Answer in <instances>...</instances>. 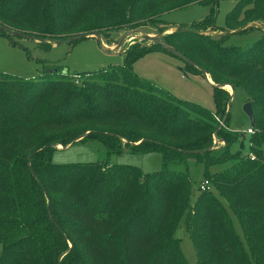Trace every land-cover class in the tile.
Listing matches in <instances>:
<instances>
[{"label":"trees","instance_id":"1","mask_svg":"<svg viewBox=\"0 0 264 264\" xmlns=\"http://www.w3.org/2000/svg\"><path fill=\"white\" fill-rule=\"evenodd\" d=\"M228 1L235 7L224 32L263 21L264 0ZM217 2L0 0V26L33 33L49 47L46 42L137 29L173 9ZM208 22L163 40L210 76L214 111L181 101L132 71L154 47L169 53L158 44L128 50L118 67L79 73L96 77L90 85L64 80L74 74L50 79L61 73L56 64L33 79L0 72V264H187L177 237L182 223L197 264H264V36L247 47L229 46L226 35L211 39L198 31ZM222 85L242 88L252 103L254 134L245 139L228 129L230 97ZM214 135L225 148L214 151ZM86 141L101 143L107 155L159 153L162 170L144 175L106 161L52 163L59 145ZM246 142L247 154L231 151ZM189 158L206 170L232 163L206 177L210 189L199 186L195 204L189 176L169 172Z\"/></svg>","mask_w":264,"mask_h":264},{"label":"rangeland","instance_id":"2","mask_svg":"<svg viewBox=\"0 0 264 264\" xmlns=\"http://www.w3.org/2000/svg\"><path fill=\"white\" fill-rule=\"evenodd\" d=\"M234 7V1L218 0L217 3H192L180 9H173L137 29L122 27L120 30L104 32L101 35L104 49L95 37L63 44L50 41L46 43L51 46L45 47L40 43L41 41L34 38L36 35L33 33L17 31L31 35L27 37L15 35L4 37L0 35V72L33 79L42 74L46 64L47 66H50L48 64H56L60 66V77L54 76L50 79L61 80V76L65 74H74L76 76H67L64 80L90 85L95 81V76L78 74L118 67L124 63L125 53L128 50L137 49L139 51L144 47H152L154 43L144 40L143 34L150 36L162 34L163 39H165L167 35L175 33L176 29H191L190 27L207 21H209L207 26H198L199 32L211 37V39L226 35L224 41L229 46H250L264 36V21L257 23L260 24L258 28L250 27L252 29L246 31L249 27H244L224 32L227 15ZM235 31L238 32L233 33ZM128 34L131 36L126 39L121 48H118L117 45ZM131 69L141 79L153 83L181 101L199 105L209 111L215 110L212 87L214 83L210 84L204 74L186 69V65L181 59L165 52L160 47H154L153 50L136 60ZM225 91L228 93V98L230 97L229 101L231 100L228 129L238 134H246L247 130L251 128L250 121L243 111L244 105L248 102V96L242 88L234 89L233 94L229 90L225 89ZM218 117L220 118V116ZM218 117L215 118L218 120L217 122L220 121ZM201 119L203 118L201 117ZM212 145L214 151L225 148V142L216 135L213 136ZM67 147L65 149L63 145H59L58 150L53 151L52 163L66 165L106 161L111 165L138 167L144 175L159 172L163 167L162 156L156 152L136 153L130 149H125L120 153L107 155L102 144L97 141H86ZM239 149L242 150L243 154H247L249 152L248 143L246 142L243 148L237 144L232 147L231 151L236 152ZM252 158L254 157L252 156ZM231 165V162L219 163L206 170L202 163H197L195 159L189 158L185 163L170 167L169 172L185 173L189 176L192 182L191 202L195 204L201 193L199 186L206 177L225 171ZM211 190L217 195L214 189ZM235 227L241 234L238 224H235ZM177 237L180 240V248L187 264H197L194 244L183 223L178 229Z\"/></svg>","mask_w":264,"mask_h":264},{"label":"water","instance_id":"3","mask_svg":"<svg viewBox=\"0 0 264 264\" xmlns=\"http://www.w3.org/2000/svg\"><path fill=\"white\" fill-rule=\"evenodd\" d=\"M263 21H264V16H263ZM247 27H254V28H258L260 27V24H250L248 25ZM246 27V28H247ZM0 30L2 31H6L8 33H12L13 35L15 36H21V37H27L29 35L27 34H23V33H20V32H14V31H11L10 29L6 28V27H3V26H0ZM178 30H182V31H187V32H190L191 30L189 29H176V31ZM134 32H140V31H134ZM238 31H235L233 33H237ZM143 34V33H142ZM131 36L130 34L128 35H125L123 37V39L121 40V42L117 45L118 48H121L123 43L126 41V39ZM88 37H95L98 42L100 43L101 47L104 49V45H103V42H102V38H101V35L99 32H88V33H80V34H77V35H73L70 39H68L67 41H54L56 44H63V43H72V42H75V41H78V40H81V39H84V38H88ZM143 39L148 41V42H152L154 44H158L160 45L161 47L165 48L169 53H171L172 55H175L176 57H178L179 59H181L184 63H187L189 65H192V66H195L196 68H198L202 74H204L206 80L212 84V82H210L209 78H208V74L198 65H196L193 61H191L189 58H187L185 55H183L181 52H179L178 50H176L175 48H173L172 46L168 45L164 40H163V35L162 34H159L157 36H150V35H146V34H143ZM215 86V85H214ZM227 86H229L232 90L231 94L234 93V88L230 85H222L220 87L222 88H226ZM230 107H231V100L229 101L228 103V109H227V116L230 112ZM243 111L244 113L246 114V116L248 117L249 121H250V124H251V127H254L255 126V117H254V112H253V108H252V103L251 102H247L244 107H243ZM224 124V121H222V125ZM246 137V134H243V138L245 139ZM74 143H72L71 145H69L67 148L73 146ZM63 148V147H62ZM65 148V147H64ZM66 149V148H65Z\"/></svg>","mask_w":264,"mask_h":264},{"label":"built area","instance_id":"4","mask_svg":"<svg viewBox=\"0 0 264 264\" xmlns=\"http://www.w3.org/2000/svg\"><path fill=\"white\" fill-rule=\"evenodd\" d=\"M222 125V122H221ZM247 134H254V130L253 129H248ZM200 189L201 191H206L210 189V183L209 181L205 180L201 185H200Z\"/></svg>","mask_w":264,"mask_h":264},{"label":"bare ground","instance_id":"5","mask_svg":"<svg viewBox=\"0 0 264 264\" xmlns=\"http://www.w3.org/2000/svg\"><path fill=\"white\" fill-rule=\"evenodd\" d=\"M225 89H226V90H229V91L232 92V90H231V88H230L229 86H227ZM60 147H61V146H60Z\"/></svg>","mask_w":264,"mask_h":264},{"label":"crops","instance_id":"6","mask_svg":"<svg viewBox=\"0 0 264 264\" xmlns=\"http://www.w3.org/2000/svg\"><path fill=\"white\" fill-rule=\"evenodd\" d=\"M208 78H209L210 82H212V80L210 79L209 75H208ZM212 83H213V82H212Z\"/></svg>","mask_w":264,"mask_h":264}]
</instances>
